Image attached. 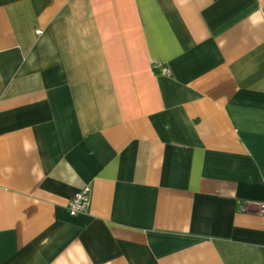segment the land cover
I'll list each match as a JSON object with an SVG mask.
<instances>
[{
  "label": "crops",
  "instance_id": "crops-1",
  "mask_svg": "<svg viewBox=\"0 0 264 264\" xmlns=\"http://www.w3.org/2000/svg\"><path fill=\"white\" fill-rule=\"evenodd\" d=\"M263 10L0 0V264H264Z\"/></svg>",
  "mask_w": 264,
  "mask_h": 264
},
{
  "label": "built area",
  "instance_id": "built-area-1",
  "mask_svg": "<svg viewBox=\"0 0 264 264\" xmlns=\"http://www.w3.org/2000/svg\"><path fill=\"white\" fill-rule=\"evenodd\" d=\"M264 15V10L262 12ZM154 69L160 70L161 73L169 75L170 71L167 67L156 64ZM90 200V187L84 186L78 193H76L66 204L65 209L69 215H76L78 213H83L87 210ZM261 212H264V204L261 205Z\"/></svg>",
  "mask_w": 264,
  "mask_h": 264
}]
</instances>
